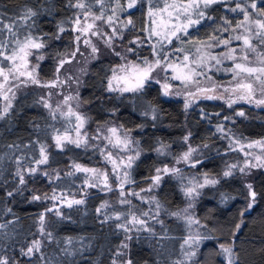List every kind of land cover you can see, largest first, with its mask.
Segmentation results:
<instances>
[{"label":"trees","instance_id":"1","mask_svg":"<svg viewBox=\"0 0 264 264\" xmlns=\"http://www.w3.org/2000/svg\"><path fill=\"white\" fill-rule=\"evenodd\" d=\"M72 2L75 3V0ZM87 2L93 5V12L99 14L100 6L94 0ZM126 2L121 0L125 7ZM68 4L69 0H0V20L4 24H13V30L19 31L20 38L32 32L44 42L49 40L43 50L45 59L39 67L42 78L50 76L54 55L66 52L71 46L68 40H64L70 30L59 33L60 39L54 35L61 21L64 23L60 26L64 28L72 22L75 8L68 7ZM115 6L114 3L107 4L106 15H111V8ZM234 6V2L229 3V8ZM147 7V0H141L134 9L117 11V16L123 17L124 21L131 18L135 24V27L122 28V33L128 35L126 39H130L129 36L135 39L145 36L141 29L145 27ZM25 8H32L38 15L28 21L21 20ZM208 15L214 17V20L202 21L196 28L189 29V35L182 36V41L174 40L171 45L165 44L164 51L173 53L175 49L183 48V52L174 53L176 60H182L185 54L195 51L197 45L193 41H205L210 35L228 38L232 34V31L229 34L213 31L220 28L221 17H226L232 25L242 19V14L228 11L223 4L214 5L208 10ZM6 38L8 33L5 29L0 33V39ZM130 47L135 50L129 53L133 59H137V56L141 59L152 56L150 43L145 48L139 45ZM112 64V60L104 59L92 65L90 74L83 82L82 98L87 103V114L93 121L101 122L114 117L127 129L141 128L134 131V134L140 141L143 153L130 169L131 180L136 186L147 183L145 178L154 174L156 166L168 162L165 155L159 156L154 150L166 144L169 146L166 149L168 153L175 154L184 147L181 140L188 133H191L189 141L193 145L207 143L211 148L213 145L218 147L216 151L211 148L206 150L199 157L201 163L197 166L209 174L220 173L234 154L226 151L222 138L224 134L217 132L214 124H222L225 132L230 130V133L246 139L264 137V109L242 105L237 109L243 110L247 118L236 117L232 109L220 103L201 101L188 111L180 100L163 96L155 82H150L143 93L139 94L107 93L104 91L102 77L105 76L106 68ZM39 97V90L33 86L19 92L10 113L0 120V224L6 225L0 229V257L7 258L9 264H111L123 239L122 230L116 226L119 221L113 217L120 205L107 207V216L113 218L106 222L105 214L97 213L96 209L105 199L114 204L116 190L110 191L108 196L98 190L79 193L85 174L66 175L70 172V163L95 164L97 154L75 145H68L63 151L55 148L52 135L57 129L63 132L67 124L58 115L53 120ZM148 103L157 109L155 120L151 115L141 114ZM226 116L234 119L226 121ZM40 143L49 146V163L43 165L45 172L52 177L58 172L59 179H49L40 172L28 173L27 169L35 165L34 159L39 158ZM17 157L21 158L19 162ZM18 163L25 176L23 185L19 184V178L14 175ZM243 185L240 174H235L234 177L221 180L214 187L204 188L198 196L195 214L203 224L202 234L214 237L212 240H204L199 256L200 264H226L224 258L217 255L221 243L234 245L239 264H264V169L259 170L253 178L254 190L258 193L257 202L253 209L241 217L240 212L247 203V190ZM52 191L74 194V199H83L85 203L72 207H67L66 201L54 203L63 218L57 217L55 212L46 213V231L52 233V238L42 237L40 253L21 255V249L25 250L37 236L39 214L54 205L49 199L32 201L31 198L33 195L49 196ZM8 192L13 195L8 196ZM222 193L235 198L221 203ZM156 198L162 205V211H175L184 203L179 182L172 176L164 177L161 185L156 188ZM169 216L162 225L153 228L156 236L141 232L132 237L129 257L135 264H171L179 256L186 229L180 220L175 221ZM240 222L241 228L236 232V224ZM165 229L167 238L160 239ZM64 249H68L72 255H68Z\"/></svg>","mask_w":264,"mask_h":264},{"label":"snow or ice","instance_id":"2","mask_svg":"<svg viewBox=\"0 0 264 264\" xmlns=\"http://www.w3.org/2000/svg\"><path fill=\"white\" fill-rule=\"evenodd\" d=\"M95 4L100 6L99 14L93 12V5L88 3L87 0H69L68 7L77 9L75 19L72 23L75 25L73 31L77 33L74 37L76 47L71 53H64L62 56L58 54V61L54 71V78L49 81L41 80L38 69L40 67L39 61L45 59L43 50L46 48V43L40 36L28 32L23 38H20L19 31L13 30V24H4L0 20V33L7 30L8 38L0 39V120L5 119L13 108V101L16 99L17 91L26 88L29 85H35L42 88L54 89L67 84L69 81L78 83L72 76H66L61 79L62 69L66 64L72 63L77 55H84L81 52L80 42L82 41L86 48L90 49L88 56L92 59H97L101 54V49L90 37L103 43L104 47L111 50L112 53L119 57L123 63L110 65L105 70V76L102 77L104 91L107 93H125L139 94L143 93L145 87L152 82L153 74L159 71L165 73V82L161 84L160 80H156L157 84H161V94L163 96H170L173 94V84L170 81H179V85L185 90L184 95V109L187 110L191 104L200 99L205 100H218L224 99L227 95V103L231 108L233 104L238 101H244L248 104H254L256 107H264V52L260 51L264 47V0H147V12L145 27L141 31L147 34V39L150 42L152 59L143 57L142 59L137 56L136 60H129L126 53H134L132 47L125 50V54L115 51V39L118 36H123L121 31L113 27L111 33L104 31L102 25L112 26L113 22L118 19L117 11L126 12L127 9H134L141 0H127L126 7L121 4V0H94ZM235 3L234 7L229 8V3ZM114 3L116 6L111 8V15H106L107 4ZM223 4L225 8L232 12L242 14V19L236 21L235 25L226 17H221L222 24L220 28L214 29V32L222 31L236 33L228 39H220L216 35H210L205 41H193L196 44L195 56L185 54L182 60L173 61L171 55L175 52H183V48H177L173 53L164 51L165 44L171 45L174 40L182 41V36L189 35V29L196 28L202 21L214 20V17L208 15V10L214 5ZM38 13L32 8H25L20 17L23 21H28L36 17ZM81 17H83V22ZM89 20L91 22H89ZM99 22V23H98ZM64 21L60 22L62 25ZM58 25V32L55 35L56 39H60L59 33H63L65 28ZM120 27L129 28L135 27L134 21L129 18L123 22ZM153 38H155L154 42ZM240 41L241 43L236 47L232 46V41ZM258 41L253 43V41ZM130 44L143 45L144 41L139 37L129 41ZM223 46L225 51L219 55H212L208 49ZM254 56L255 60L250 57ZM35 58L36 64L31 63L30 58ZM215 62V65H222L224 61H231L232 67L224 69L226 72L232 73V80L229 82L228 87H224L220 94V86L212 83L211 87L202 86L211 81L204 72V68L210 63ZM219 70V69H218ZM169 71L171 76L168 75ZM204 77V81L201 80ZM194 87L195 91L188 89ZM179 91L175 95H181ZM52 93L49 92V97ZM72 101H76L73 107ZM43 106L49 110L51 118L57 119L59 117L66 121L67 126L63 132L59 129L55 130L52 139L55 142V147L61 151L65 150L68 145H75L77 148L87 149L91 146L94 150L99 149L105 164L111 165V172L101 170L100 168L87 167L80 163H73L72 168L74 171L66 173L68 176H73L76 173L85 174L83 187L99 188L101 191H113L110 182V176H114L119 189V203L129 204L130 201L126 198L125 184L132 183L129 170L132 169L135 161L140 157L141 151L139 149V140L133 139L131 136L132 129H127L124 125L114 126H98L96 133L89 136L85 130V125L88 123L89 118L78 111L79 96L78 95H64L63 100L56 105L55 108L51 106L47 99L41 97L40 100ZM66 108V111L64 110ZM114 111V110H113ZM144 116L151 115L152 119L157 118V109L151 103H148L145 110L141 113ZM219 115V114H217ZM236 117H246L243 110L235 112ZM234 117L226 116L224 120H233ZM142 127V126H140ZM216 130L222 133V138L229 139V150H239L244 153V163L226 164L222 173L216 177L211 176L209 173H202L200 176L185 177L183 170L177 167L178 164H185L195 168L201 163L199 159L194 158L200 148L207 149L209 144L204 143L198 147H192L188 144L191 133L183 137V142L188 144L187 150L175 159L173 166L164 165L162 168L157 167L154 169V174L146 177L150 181L148 189H141L144 191H152L159 187L165 176H172L180 182V190L184 197L189 201L195 200L200 194L201 190L205 187H214L218 185L221 180L234 177L236 172L240 173L243 179L251 174L252 169H264V137L256 140H251L247 144L242 143L245 138L236 137L235 135L225 134V129L222 124L216 126ZM75 132V137L71 135ZM230 132V130H229ZM90 140L97 141V144L90 145ZM99 143H104V147L100 148ZM136 146L135 148L133 146ZM11 147V146H10ZM169 146L161 144L155 149L160 155H168L166 149ZM49 146L44 143L39 144V158L34 159L37 166L46 165L49 163ZM245 148L248 151H245ZM259 148V154H254L251 150ZM134 152V155L131 154ZM21 158L17 157V162ZM2 160V157H0ZM29 174H36L39 172V167H30L27 169ZM55 171V170H54ZM19 178V184H25V176L21 171L19 163L17 170L14 173ZM43 175L49 179H59V173L52 177L50 173L44 172ZM243 187L247 190L246 207L241 210L240 215H243L253 209L257 202L258 193L254 190V186L250 182H245ZM141 193L131 192L127 195L141 196ZM12 196V192L7 193ZM235 197L221 194V203L234 199ZM32 201L41 199H49L48 196L33 195ZM53 201L57 199L55 195L51 197ZM64 202V197H61ZM157 208V214L151 216L150 219L157 220L159 211L162 208L159 200L154 197L152 201ZM83 199H69L66 200V206L72 207L74 205L84 204ZM108 207L107 201L103 202L97 209L100 213L102 209ZM192 204L189 203L188 207L183 209L182 212H173L172 216L177 219H182L191 228L193 224H197L190 215L189 209ZM55 212L57 217L63 218L61 211L53 205L45 212L39 214V232L42 236L52 238V233L46 231V213ZM142 216L148 217L149 213H142ZM130 219L125 223H117V228L123 230L126 234L132 231L133 228L137 232L147 231L150 236H156L155 231L148 227L146 220L141 219L130 210ZM122 217L121 213H115L114 218L119 221ZM113 217L104 216V221H108ZM163 224V222H160ZM240 224H236V229L240 228ZM6 225L0 224V229L5 228ZM235 236V231L233 232ZM167 238V230L165 229L164 235L160 239ZM126 240L132 239L131 236L126 235ZM214 237L205 235L200 232L190 233L184 238L181 244V250L185 260L192 261L197 255V249L204 240H212ZM71 243V239L68 240ZM129 247L128 243L122 241L118 246L117 252L113 255L111 264H135V261L128 257L127 259H120L125 255L124 250ZM42 244L40 240H33L27 247V250L21 249V255L32 256L34 253H40ZM68 255L72 252L64 249ZM217 255L223 256L226 264H239L237 254L234 252L231 244H219ZM41 260L43 255L41 254ZM0 264H9L5 257H0ZM50 264V262H49ZM173 264H185V261L177 260Z\"/></svg>","mask_w":264,"mask_h":264},{"label":"rangeland","instance_id":"3","mask_svg":"<svg viewBox=\"0 0 264 264\" xmlns=\"http://www.w3.org/2000/svg\"><path fill=\"white\" fill-rule=\"evenodd\" d=\"M259 2V0H258ZM75 12H74V17L72 18V21L75 19V15L77 13V9H74ZM118 19L116 21L113 22V25L110 27L108 25H102L103 28H104V31L107 32V33H111L112 30H113V27L117 28L118 31H121L122 32V27H120V25L123 23V22H126V20L124 21V18L123 17H120L119 15L117 16ZM82 19V22H83V17H81ZM89 22H91L89 20ZM99 23V22H98ZM75 25L71 22L70 26L69 27H66L65 31H71L69 36L66 34L64 40H68L69 43H71V46L66 50L67 53H71V51H73L76 47V44L74 42V37L77 33H75L72 29ZM198 26V25H197ZM231 31V29L229 30ZM145 33V32H144ZM229 34V32H228ZM236 33L232 32L231 35L228 36V38L230 36H234ZM128 36V35H127ZM127 36L125 34H123V36H118L116 39H115V51H118V52H121L122 54H125V50L126 48L130 47L131 45H135V44H130L129 41H132L134 40L135 38L130 37V39H126ZM228 38H220V39H228ZM90 39H92V41L94 43L97 44V46L101 49V54L100 56L97 58V59H92L91 57L88 56V52H90V49L89 48H86L83 44V42L81 41L80 42V48H81V52L84 53V55H77L75 57V59L72 61V63L70 64H66L64 66V68L62 69V72H61V79H64L66 76H72L74 78V80H78L79 82L76 83V82H72V81H69L67 84L65 85H62L58 88H54V89H48V88H42V87H38V86H35V85H29L28 87L26 88H22L20 90L17 91V94L23 90H26L27 88L33 86V87H36L38 90H39V93H40V97H39V100H41V97H44L45 99L48 100V102L51 104V106L53 108L56 107L57 104L60 103V101L63 100V96L64 95H68V94H72V95H78L79 96V104H80V107L78 109V111H80L81 113H83L84 115H86L89 120H88V123L85 125V130L89 133V136H92L96 133V129L98 126H114V125H121L117 120L116 118L112 117L110 119H107L105 121H101V122H97V121H93L89 115L87 114V111H86V108H87V103H85L83 101V98H82V88H83V82L85 80V78L90 74L91 72V69H92V65L97 62V61H101V60H104V59H110L112 60V65H116V64H119V63H123L124 61H122L119 57L115 56L111 50L107 49L104 47L103 43L98 41L96 39V37H90ZM141 40L144 41V44L143 45H139L142 46V48L146 47V45H148L150 42L148 41L147 39V34L145 33V36L143 35L142 38H140ZM155 38H153V41L154 42ZM49 40L47 39L45 41V43H47ZM241 42L240 41H235L233 40L232 41V46L233 47H236L237 45H239ZM253 43H257L258 44V41H253ZM196 50V49H195ZM208 51L211 52L212 55H219L221 52L225 51V48L223 46H219V47H214V48H211V49H208ZM260 51L264 52V47H261L260 48ZM64 52V53H66ZM45 54V52H43ZM64 53H59L61 54V56L64 54ZM171 54V52H168ZM195 51L191 54L192 56H195ZM127 55V58L129 60H136V59H133L132 57H130V54L129 53H126ZM149 59H152V56L151 57H148ZM251 59L255 60V57L252 56L250 57ZM31 59V63L32 64H36L37 61L35 60V58H30ZM171 59L173 61L176 60V55H171ZM53 70L50 74V76L48 78H41V80L43 81H49L51 79L54 78V71H55V68H56V65H57V61H58V54L57 55H54L53 57ZM42 61H39V65L41 64ZM232 67V62L231 61H224L222 65H215V62H210L205 68H204V72L206 73V75L208 77H211V81L210 82H207L206 84H202V86H208V87H211L212 86V83H215L216 85L220 86L219 88V91L216 93V94H220V92L223 91V88L224 87H228L230 86L229 85V82L232 80V73L230 72H226L224 71V69L226 68H230ZM219 69V70H218ZM38 72H39V69H38ZM169 76H171V72L169 71L168 73ZM164 76H165V73L163 71H159V72H156L153 74V80L152 82H155L156 80H160L161 81V84L165 82L164 80ZM201 80L204 81V77H201ZM172 84H173V94L168 96V97H172V98H175V99H178L182 102L183 106H184V89L179 85V81H170ZM156 83V82H155ZM161 84H158V86L160 87L161 89ZM189 91H195V88L192 87L190 89H188ZM51 91L52 95L51 97H49V92ZM176 91H179L181 92L182 94L181 95H175V92ZM227 95H225V98L224 99H218V100H205V99H200V100H197L195 101V103L191 104V106L187 109L188 111L190 109H193L197 106V104L201 101H211V102H215V103H220L222 105H224L226 108L228 109H232L233 112L232 114L235 116V112L238 111V107L239 106H249V107H252V108H255V109H264V107H256L254 104H248L244 101H238L237 103L233 104L232 107L230 108L228 103H227ZM2 103V102H0ZM76 101H72V104H73V107H75L76 105ZM43 105V103H42ZM45 108V107H44ZM46 109V108H45ZM47 112L49 113V110L46 109ZM66 111V108L64 109ZM50 114V113H49ZM211 114V113H210ZM56 115L59 116V113H57ZM216 124H214V128L216 130ZM141 128H138V129H135V130H132L131 132V136L133 137V139L135 140H138V138L135 136V132L134 131H138L140 130ZM217 131V130H216ZM225 134H229V135H235V134H232L230 133L229 131H226ZM71 135L73 137H75V132H72ZM236 137H239L237 135H235ZM243 138V137H241ZM224 140V145H225V148H226V151L233 154V157L231 159H228L227 162L225 163L226 164H233V163H239V164H243L244 163V153L239 151V150H236V151H231L229 150V139L228 138H223ZM251 140H256V139H243L242 140V143L244 144H247L249 141ZM183 142V138L181 140ZM98 142L97 141H94V140H90V145L92 144H97ZM184 144V147L182 149H180L177 153H169L168 155H165V157L168 159V162H162L160 163L159 165L156 166L157 167H163L164 165H168V166H173L175 164V159L180 156L184 151L187 150V147H188V144H191L192 147H198L200 145H193L190 141H188V144ZM210 145V144H209ZM53 146L55 147V142L53 140ZM99 147L100 148H103L104 147V143H99ZM134 148L136 147L135 145L133 146ZM56 148V147H55ZM211 147L207 148V149H203V148H200V150L194 154V158L195 159H199V157L208 149H210ZM87 149L89 150H93L96 154H97V159H96V163L95 164H84V163H80L84 166H87V167H93V168H100L101 170H107L108 172H111V165L110 164H105V162L103 161V158L99 152V149H93L91 146H89ZM139 149L141 151V155H142V150L140 148V143H139ZM213 151H216L218 150V147L216 145H213L212 148H211ZM222 149V148H220ZM155 151V150H154ZM167 152H169L168 150H166ZM225 151V152H226ZM245 151H248L247 148H245ZM254 154H259L260 153V149L259 148H254L251 150ZM156 152V151H155ZM157 153V152H156ZM134 155V152L131 153ZM158 154V153H157ZM140 155V156H141ZM161 156V155H159ZM74 162L70 163V171H74V169L72 168V164ZM75 163H78V162H75ZM199 165V164H198ZM225 165L222 167L221 169V172L218 173V174H210L211 176H216L218 177L222 171L224 170L225 168ZM177 167H180L182 170H183V175L185 177H192V176H200L202 173H207L202 167H199V166H196L195 168L193 167H190L188 165H185V164H178L176 165ZM33 167H39V172L40 173H44L46 170L43 168V165H40V166H37L36 164L33 166ZM261 169H252L251 170V174L248 175L247 177L243 178V181L244 183L245 182H250L253 184V178L255 176V174ZM130 172V170H129ZM236 174H240L238 171L236 172ZM132 181V180H131ZM110 182H111V186L113 188V191L116 190V201L113 202L114 204H112V202H110V200L108 199H105V201H107V203L109 204V206H117V205H120V207H118V210L117 212L115 213H121L122 214V217L121 219L119 220V223H125V221L127 219H130L131 216H130V210L131 212H135V214L137 216H139L141 219L143 220H146L147 222V225L148 227L150 228H155V226H160L162 225L160 222L162 221L163 223L168 219L167 218V215H171V213L173 212H182L183 209L187 208L189 203L192 204V207L189 209L188 211V215H190L195 221H198L197 224H193L191 226V228H189V226L185 223L184 220L182 219H178L180 220L185 229H186V237L190 234V233H195V232H200L202 233V227H203V224L198 220V218L196 217V214H195V206H196V201H197V198L193 201H189L187 198L184 197L183 193V197H184V203L181 207H179V209L175 210V211H170V210H163L160 209L159 211V216H158V219L157 220H152L150 219L151 216H155L157 214V208H156V205L154 202H150L152 201V198L154 197L156 200V188L153 189L152 191H144L141 193V189H148L149 187V183L150 181H148L147 183L141 185V186H136L134 185L133 181L132 183L130 184H125V193H126V198L131 202L130 205L129 204H121L119 203V189L117 188V182H116V179L114 176H110ZM179 182V181H178ZM179 185H180V182H179ZM206 188V187H205ZM91 190H98V191H101L99 188H91V187H88V188H85L83 187L82 185V188L81 190L79 191V193H86L88 191H91ZM203 191V189L201 190V192ZM107 196H108V193L110 191H103ZM131 192H138V193H141V196L137 197V196H132V195H127L128 193H131ZM55 195L57 197V199L55 201H53L51 199V197ZM74 194H68L66 192H62V191H52V193L49 194V202L54 204L56 202H62L61 200V197H64V201L66 200H69V199H74ZM102 204V203H101ZM107 211L108 212V209L107 207L102 209L101 210V213L107 215V213L105 212ZM149 213V216L148 217H145V216H142L141 214L142 213ZM114 217V215H113ZM170 219H175V221H177V218L175 216H169ZM160 224V225H159ZM240 225H242V222L239 223ZM241 228V226H240ZM239 228V229H240ZM39 229V227H38ZM175 229V228H174ZM239 229L237 230L236 229V232L239 231ZM123 239L122 241L128 243L129 247L124 250L125 252V255L123 257H121L120 259H127L130 255V252H131V239L130 240H126L125 237L126 235L128 236H136L138 235V233H147L149 234L147 231H140V232H137L135 230V228L132 229V231H130L129 233H125L123 230ZM42 235L41 233L37 232V236L36 238H34L33 240H40L42 242ZM32 240V241H33ZM27 245V247L31 244V242ZM121 241V242H122ZM203 243L204 241L201 242V244L199 245V248L197 249V255L192 259V261H187L185 260V257L183 256V252L182 250H180V253H179V256L177 258H175L171 264H173L174 261H177V260H182V261H185V264H200L199 262V256H200V251H201V248L203 246ZM232 246H233V249H234V245L232 243H230ZM227 245V244H226ZM27 247L25 249V251L27 250ZM117 252V251H116ZM223 257V256H222ZM224 258V257H223ZM225 260V259H224Z\"/></svg>","mask_w":264,"mask_h":264}]
</instances>
